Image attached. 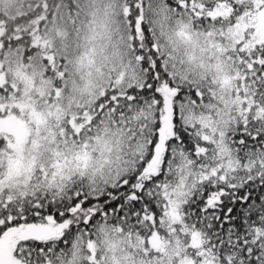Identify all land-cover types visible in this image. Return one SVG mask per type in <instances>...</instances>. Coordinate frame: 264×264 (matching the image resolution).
I'll return each mask as SVG.
<instances>
[{"label": "snow or ice", "instance_id": "snow-or-ice-1", "mask_svg": "<svg viewBox=\"0 0 264 264\" xmlns=\"http://www.w3.org/2000/svg\"><path fill=\"white\" fill-rule=\"evenodd\" d=\"M0 264H264V0H0Z\"/></svg>", "mask_w": 264, "mask_h": 264}]
</instances>
